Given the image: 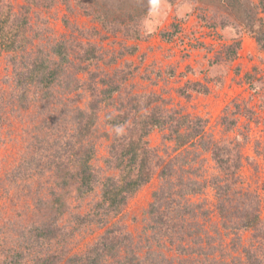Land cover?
Listing matches in <instances>:
<instances>
[{"label":"rangeland","instance_id":"obj_1","mask_svg":"<svg viewBox=\"0 0 264 264\" xmlns=\"http://www.w3.org/2000/svg\"><path fill=\"white\" fill-rule=\"evenodd\" d=\"M0 1L10 5L17 15L28 14L29 36L33 41L27 53L36 48L47 51L58 41L95 46L98 59L90 68L97 74L95 86L88 75L80 73L81 88L72 100L75 106L86 109L92 101L89 84L96 88L99 99L103 97L101 90L107 88L101 84L104 74L116 79L118 91L112 95L110 104H101L98 109L96 150L90 163L96 178L116 174L107 170L104 163L116 132L105 118L120 110L128 112L129 98L153 96L159 99L156 105L161 109L203 121L202 142L208 143L209 151L195 143L175 155L188 158L181 175L188 176L191 169L194 176L190 177L203 184L201 191L185 198L190 204L202 206L199 228L211 236L209 249L214 253L208 257L200 253L203 251L179 256L176 243L161 239L158 249L150 239L159 254L171 264L185 259L188 262L185 264H218V261L248 264L245 258L248 251L255 254L259 264H264V242L253 231L236 237L220 226L215 189L209 186L216 177L222 178L223 183L229 181L226 159L229 164L237 162L238 186L258 200L264 219V52L258 48L249 25L255 15L264 30V0ZM24 7L30 9L26 11ZM236 42H239L236 56L228 62L225 49ZM12 89V67L8 55L0 52V261L4 258L2 252L9 248L21 243L22 249L23 236L31 235L29 227L38 210L35 202L38 198L49 199L52 186L50 175L29 180L11 178L12 170L25 160L28 152L35 150L33 144L44 137L37 129L41 124L39 105L31 104L24 109L17 99L15 105L11 104ZM165 135V131L154 129L147 136L149 147L161 156L172 151V143L163 140ZM213 147L221 154L218 159L223 160L212 157ZM159 184L155 175L115 217L101 209L94 216L96 211L92 208L100 201V184L88 194L72 192L64 199L68 209L55 221L58 236L47 244L48 250L57 251L59 264H65L67 255L82 254L112 226L125 232L134 248H142L148 235L147 210ZM87 214L92 221L79 226L77 216ZM203 232L199 234L204 239ZM207 241L200 244L206 252Z\"/></svg>","mask_w":264,"mask_h":264},{"label":"trees","instance_id":"obj_2","mask_svg":"<svg viewBox=\"0 0 264 264\" xmlns=\"http://www.w3.org/2000/svg\"><path fill=\"white\" fill-rule=\"evenodd\" d=\"M23 9L28 11L30 8ZM27 15L26 12L15 14L10 5L0 1V52L8 55L12 67L13 89L9 99L13 105L17 99L24 109L31 104L39 105L41 124L37 129L44 135L43 139L35 138V150L28 152L25 160L12 170L11 178L29 180L50 175L52 186L49 199L44 201L38 198L35 202L38 210L29 227L31 235L23 236L22 249L20 243L2 252L4 258L0 264H59V253L48 250L47 244L58 236L55 221L68 209L64 203L66 196L72 192L88 194L95 185L100 184V201L92 208L96 211L94 216L102 210L115 217L122 212L127 201L155 175L160 184L152 194L147 210L145 233H148V238H145L143 249L134 248L132 239L112 226L82 254L70 256L65 251L64 255L68 256L65 264H171L155 249L160 247L157 244L161 239L170 240L168 242L172 245L176 243L179 256L198 255L199 251H203L200 253L205 257L211 256L214 253V250L209 249L212 248L208 240L211 236L199 228L198 218L203 217L202 206L190 204L185 198L188 194L201 191L203 184L200 185L190 177L194 176L191 169L188 176L181 175L188 158L183 157V154L175 155L177 151L195 143L209 151L208 143L202 142L203 121L165 111L156 105L159 99L153 96L129 98L128 112H121L120 107L116 115H106L105 118L106 123L116 132L104 163L107 170L116 171V174L96 178L90 163L96 150L98 109L101 104H110L112 101V95L119 89L115 84L116 79L104 74L101 84L107 88L101 90L103 97L99 99L94 87L97 74L90 70L98 59L93 44L58 41L52 43L47 51L36 48L27 53L33 41L29 36L31 29ZM96 17L98 19L97 14ZM254 17L250 20V32L254 33L258 48L264 52L263 25ZM238 46L239 42H236L225 49L228 62L236 56ZM80 73L88 75L94 85L89 84L87 87L92 101L86 109L73 104V95L81 88L78 78ZM249 79L247 76L246 80ZM122 107L126 108L127 105ZM123 128L127 131H120ZM154 129L165 131L163 140L172 143L171 154L161 156L149 147L147 136ZM210 151L214 159L221 157L217 147ZM238 166L237 162L229 164L226 159L225 171L229 172V181L224 180L223 183L222 178L216 177L209 184L215 189V209L219 224L230 235L238 237L240 233L253 231L264 242V219L259 202L238 186L235 178ZM77 219L79 226L92 221L90 214L77 216ZM200 231L204 233V239ZM150 239L156 242L155 248ZM204 240H208L207 252L204 251L207 249L200 246ZM192 245L195 247L191 248ZM140 252L143 254L139 255ZM245 258L248 264H259L255 254L251 255L247 251ZM206 259L203 261L210 263ZM185 263H188L186 259L179 264ZM217 263L223 264L221 261Z\"/></svg>","mask_w":264,"mask_h":264}]
</instances>
